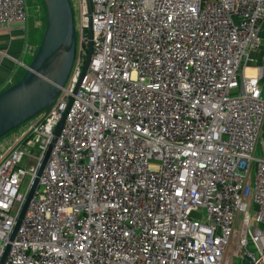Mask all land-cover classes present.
Here are the masks:
<instances>
[{"label": "built area", "instance_id": "obj_1", "mask_svg": "<svg viewBox=\"0 0 264 264\" xmlns=\"http://www.w3.org/2000/svg\"><path fill=\"white\" fill-rule=\"evenodd\" d=\"M90 3L58 96L0 142L2 264H264V0ZM27 16L0 0V28Z\"/></svg>", "mask_w": 264, "mask_h": 264}, {"label": "water", "instance_id": "obj_2", "mask_svg": "<svg viewBox=\"0 0 264 264\" xmlns=\"http://www.w3.org/2000/svg\"><path fill=\"white\" fill-rule=\"evenodd\" d=\"M46 23L36 50L23 75L13 84L0 91V137L17 128L42 110H46L58 96L69 75L76 50L75 26L70 0H42ZM88 14V36L91 39V3L83 0ZM91 55V42L87 47L84 64L86 70ZM70 103V102H69ZM64 115L58 122V134ZM51 146L46 150L33 184L28 191L12 237L27 209L38 184ZM8 247L0 259L5 260Z\"/></svg>", "mask_w": 264, "mask_h": 264}, {"label": "crops", "instance_id": "obj_3", "mask_svg": "<svg viewBox=\"0 0 264 264\" xmlns=\"http://www.w3.org/2000/svg\"><path fill=\"white\" fill-rule=\"evenodd\" d=\"M46 16L40 8L34 15L28 13L23 25L12 23L0 28V91L16 82L24 73L41 39ZM45 27V26H44ZM256 63L264 66V54L255 52ZM253 70L247 69L248 73ZM264 88V77L262 79ZM264 95V90H263ZM257 154L264 156V125L261 131Z\"/></svg>", "mask_w": 264, "mask_h": 264}, {"label": "rangeland", "instance_id": "obj_4", "mask_svg": "<svg viewBox=\"0 0 264 264\" xmlns=\"http://www.w3.org/2000/svg\"><path fill=\"white\" fill-rule=\"evenodd\" d=\"M24 1H25V4H26L27 12L30 15L33 16L34 13H35V10H37V8L39 6L42 9V11L44 12V10H43L44 3H43L42 0H24ZM70 3H71V6H73V0H70ZM72 12H73V22H74V26H75L76 25V21L79 20V16H78L79 7H78V4H76L75 7H72ZM45 16H46V13H45ZM75 36H76V41H77L78 40V32H75ZM4 136H6V134L3 135L2 137H0V142L3 139ZM23 166L25 168H27L26 165H23ZM196 213L199 214V215H203L204 214V211H203V209H198L196 211ZM253 215L254 214H252V217H253ZM233 248H234V253H236V251H237V243H236V240L233 241ZM233 262H234V264H245L246 263V261L244 259L241 261L240 260V257H235Z\"/></svg>", "mask_w": 264, "mask_h": 264}, {"label": "trees", "instance_id": "obj_5", "mask_svg": "<svg viewBox=\"0 0 264 264\" xmlns=\"http://www.w3.org/2000/svg\"><path fill=\"white\" fill-rule=\"evenodd\" d=\"M44 8H45V7H44V5H43V10H44V15H45V9H44ZM45 22H46V19H45ZM45 22H44V23H45ZM44 26H45V25H44ZM44 26H42V28H41V31H42V32H41L40 34H42V33H43Z\"/></svg>", "mask_w": 264, "mask_h": 264}]
</instances>
